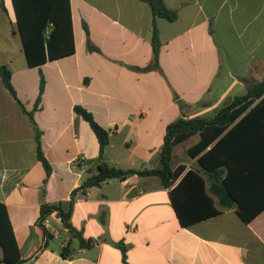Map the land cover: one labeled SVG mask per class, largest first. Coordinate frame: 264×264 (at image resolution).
<instances>
[{
    "label": "crops",
    "instance_id": "0c3cea01",
    "mask_svg": "<svg viewBox=\"0 0 264 264\" xmlns=\"http://www.w3.org/2000/svg\"><path fill=\"white\" fill-rule=\"evenodd\" d=\"M69 1L74 53L33 68L13 53L18 38L24 56L11 0H3L5 12L0 7V67L10 70L26 111L33 110L40 74L45 80L34 121L51 166L48 177L30 120L0 78V202L20 264H124L119 244L126 248L127 264H264V209L249 223L235 208L185 227L179 223L169 197L177 185L184 216L206 217L212 211L206 195L220 208L211 189L227 168L221 166L223 175L214 178L198 163L213 144L189 155L199 133L173 147L171 167L185 169L171 187L156 176L110 180L76 195L71 231L56 211L47 216V227L39 225L41 205L67 211L71 193L101 163L97 138L74 107L85 109L107 131L104 162L124 171L158 169L171 122L211 120L246 95L249 81L264 78V0H162L175 11L173 22L153 18L140 0ZM153 23L159 68L141 71L153 59ZM88 40L96 50L88 49ZM224 149L238 159L239 191L258 199L255 206L263 205L264 127L247 123ZM188 171L204 179L205 195ZM248 172L252 175L244 179ZM74 232L92 245L81 249Z\"/></svg>",
    "mask_w": 264,
    "mask_h": 264
},
{
    "label": "trees",
    "instance_id": "16d2710c",
    "mask_svg": "<svg viewBox=\"0 0 264 264\" xmlns=\"http://www.w3.org/2000/svg\"><path fill=\"white\" fill-rule=\"evenodd\" d=\"M146 3L152 13L153 18L159 17L173 22L176 19L175 11H171L165 7L162 0H140ZM16 27L19 33L23 54L30 68L40 66L47 61H54L60 58L70 56L74 53L73 32L71 25V11L69 0H11ZM0 7L5 12L3 0H0ZM86 35L88 36L85 27ZM153 59L151 63L141 71L157 70L158 54L160 43L158 34L153 23V33L151 39ZM89 50H96L87 41ZM0 78L3 86L20 107L21 111L28 116L34 131L36 142L37 157L42 164L46 177L51 173V166L45 159L40 145L41 131L34 121V112L39 108L42 94L45 87V80L40 74L38 95L35 100L33 110L28 112L19 101L16 91L11 84V72L6 66L0 67ZM181 110L184 106L180 105ZM76 115L86 121L93 133L95 134L99 144V157L101 163L96 172L89 170L87 176L82 181L79 188L71 193V201L67 211L61 205L50 206L43 204L40 207L39 225L53 211L63 222L65 228L72 230L70 218L73 203L76 195L84 196L89 189L99 187L104 182L114 179H125L128 176L137 175L141 177L156 176L165 188L171 187L177 178L182 174L185 167L178 166L175 169L171 167V159L173 147L194 133H199L201 139L199 143L189 149L190 156L204 151L211 144L212 147L198 158V163L206 171L212 173L214 178L223 175L220 170L221 166L227 168V173L220 182L215 185L211 192L218 199L219 209L213 207L211 197L205 196L212 211L204 216L187 217L180 211L175 195L178 191V185L169 193L171 203L173 205L176 216L181 226L185 227L202 218H210L221 213L222 209L235 208L237 215L244 223L251 222L263 209L264 204L255 206L256 198L245 197L235 182L239 176L237 169V158H234L228 152H225V145L231 137L237 135L238 131L247 123H257L264 127V78L261 81H249L247 83L246 95L234 98L230 105L221 109L219 113L211 120L193 119L187 120L179 118L171 122L165 129L163 137V146L160 154V167L158 169L143 170H120L110 166L102 160L103 152L109 143L108 133L101 128L93 119L92 115L80 106L74 107ZM264 158V154L262 156ZM243 174V173H241ZM187 176H195L198 179L201 191L206 192L205 181L194 171H188ZM252 173H246L244 179H248ZM185 179V178H184ZM74 237L78 239L81 249L88 248L92 245V240L83 239L80 233L74 232ZM118 247L122 253V260L126 262V248L122 244ZM64 248L62 255H65ZM0 264H20V254L15 241L11 223L7 214L6 206L0 202Z\"/></svg>",
    "mask_w": 264,
    "mask_h": 264
},
{
    "label": "rangeland",
    "instance_id": "374dc122",
    "mask_svg": "<svg viewBox=\"0 0 264 264\" xmlns=\"http://www.w3.org/2000/svg\"><path fill=\"white\" fill-rule=\"evenodd\" d=\"M19 41L20 40L18 38L13 39V47H12L13 53L17 59L20 58V59L24 60V56H22L20 53H18L19 49H20V42Z\"/></svg>",
    "mask_w": 264,
    "mask_h": 264
},
{
    "label": "built area",
    "instance_id": "2783aa9c",
    "mask_svg": "<svg viewBox=\"0 0 264 264\" xmlns=\"http://www.w3.org/2000/svg\"><path fill=\"white\" fill-rule=\"evenodd\" d=\"M49 221L45 218L42 222H41V226L42 227H47Z\"/></svg>",
    "mask_w": 264,
    "mask_h": 264
}]
</instances>
